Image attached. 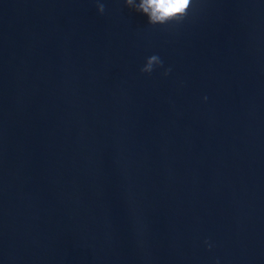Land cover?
Here are the masks:
<instances>
[{"label":"water","instance_id":"1","mask_svg":"<svg viewBox=\"0 0 264 264\" xmlns=\"http://www.w3.org/2000/svg\"><path fill=\"white\" fill-rule=\"evenodd\" d=\"M99 2L0 0V264H264V0Z\"/></svg>","mask_w":264,"mask_h":264},{"label":"clouds","instance_id":"2","mask_svg":"<svg viewBox=\"0 0 264 264\" xmlns=\"http://www.w3.org/2000/svg\"><path fill=\"white\" fill-rule=\"evenodd\" d=\"M127 7L133 8L147 16L151 25H166L171 22L180 23L188 15L192 7V0H124ZM97 11L100 14L105 12V4L97 0ZM155 67H162L161 58L153 54L146 59L144 66L140 69L142 73L150 74ZM171 69H166L164 75H168ZM205 99H207L205 97Z\"/></svg>","mask_w":264,"mask_h":264}]
</instances>
